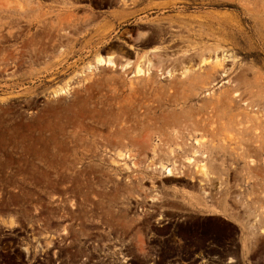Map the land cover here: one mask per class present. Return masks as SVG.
Segmentation results:
<instances>
[{
  "label": "rangeland",
  "instance_id": "obj_1",
  "mask_svg": "<svg viewBox=\"0 0 264 264\" xmlns=\"http://www.w3.org/2000/svg\"><path fill=\"white\" fill-rule=\"evenodd\" d=\"M7 232L35 260L61 238L109 264L207 244L264 264V0H0Z\"/></svg>",
  "mask_w": 264,
  "mask_h": 264
},
{
  "label": "flooded vegetation",
  "instance_id": "obj_2",
  "mask_svg": "<svg viewBox=\"0 0 264 264\" xmlns=\"http://www.w3.org/2000/svg\"><path fill=\"white\" fill-rule=\"evenodd\" d=\"M126 38H131V41H134L132 35H127ZM119 43H123L125 46H122ZM119 43H116V47L120 50L124 49L123 53L135 54L133 46L128 45L123 41H120ZM11 210L12 208H5L7 220L9 219L8 215L11 214ZM64 221V219L60 218L59 220H54V223L59 224ZM172 224L173 222L169 221L165 225ZM67 225L70 224H66L65 226ZM30 236L31 235L25 232L17 234H12L10 232L5 234L0 233V264H109V252H103L100 259H95L92 253L81 259L79 258L77 250L73 249L72 241L63 242L61 238L55 243V247L51 249H41L40 257L35 260L33 251L28 248ZM190 236V234L168 233L163 236V239L187 240ZM46 237H50V235L48 233L42 234L39 236V239L43 240ZM13 239L17 240V248H13ZM90 245H92V243L88 244V246ZM208 245L209 244H207V246ZM207 246L204 247V249L195 248L191 252L180 250L169 251L168 253L163 254V263H161V259L159 258L156 262L161 264H221L219 256H216L215 251H211V248H208ZM121 257L123 258V256ZM130 261H133L134 263L135 259L127 258L124 263L127 264ZM150 264L155 263L152 262ZM227 264L232 263H230L229 260Z\"/></svg>",
  "mask_w": 264,
  "mask_h": 264
},
{
  "label": "bare ground",
  "instance_id": "obj_3",
  "mask_svg": "<svg viewBox=\"0 0 264 264\" xmlns=\"http://www.w3.org/2000/svg\"><path fill=\"white\" fill-rule=\"evenodd\" d=\"M140 36L141 37H145L146 36V33H140ZM152 52H157V49H153ZM134 63L131 62V61H128L127 63H125L121 68L122 70H130V69H133L135 68V73L133 75V77H143V76H147V75H150L153 71V67L151 66V64H149L148 66L146 64H137L136 66L133 65ZM97 67H112V68H117V65H116V61H115V57L114 55H109V56H99L97 57L96 59V63L95 65H92V66H89L87 70L91 71L93 69H96ZM167 75L168 76H171L172 73L170 72H167ZM68 90H70L68 87L66 89H62L61 91H57V92H67ZM192 162V161H190ZM203 167V165H202ZM206 167V166H205ZM203 167V171H204V175L206 178H212L213 177L208 174L206 168ZM162 170L165 172V173H168V176L169 177H172L174 176V170L175 169H172V168H168V167H162ZM12 224V222H11ZM230 263H234V260L231 259L230 260Z\"/></svg>",
  "mask_w": 264,
  "mask_h": 264
}]
</instances>
